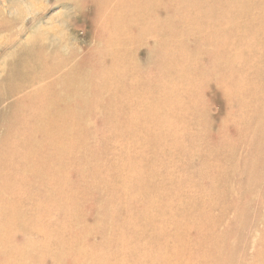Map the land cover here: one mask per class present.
<instances>
[{"label":"rangeland","instance_id":"obj_1","mask_svg":"<svg viewBox=\"0 0 264 264\" xmlns=\"http://www.w3.org/2000/svg\"><path fill=\"white\" fill-rule=\"evenodd\" d=\"M33 79L45 107L0 101V264H264V0H0V96Z\"/></svg>","mask_w":264,"mask_h":264},{"label":"bare ground","instance_id":"obj_2","mask_svg":"<svg viewBox=\"0 0 264 264\" xmlns=\"http://www.w3.org/2000/svg\"><path fill=\"white\" fill-rule=\"evenodd\" d=\"M130 1V0H129ZM222 1V0H221ZM106 2V1H105ZM146 2H149V1H146ZM196 2V1H195ZM198 2V1H197ZM131 3V2H130ZM123 4V3H122ZM139 4V3H138ZM145 4V3H144ZM149 4H151V3H149ZM192 4H194V3H192ZM110 7H111V5H109ZM145 8L147 7V6H150V5H147V6H145V5H143ZM189 6V5H188ZM191 6V5H190ZM109 7V8H110ZM177 7V6H176ZM193 7L194 6H192L191 8L193 9ZM122 8V7H121ZM125 8V7H124ZM130 8V7H129ZM133 8V7H132ZM142 8V7H141ZM190 7H189V9H191ZM147 9H148V7H147ZM150 9V8H149ZM195 9V8H194ZM197 9H199L200 10V7L198 8V6H197ZM196 9V10H197ZM130 10V12H131V8L129 9ZM140 10V9H139ZM199 10H198V12H199ZM133 11V10H132ZM146 10H143V8H142V11L141 12H145ZM187 11V10H186ZM192 11V10H191ZM203 11V10H202ZM151 11L149 10V13H150ZM197 12V13H198ZM201 12V11H200ZM118 13L120 14V12L118 11ZM132 13V12H131ZM131 13H130V15H131ZM147 13V12H146ZM185 13V12H184ZM192 13V12H191ZM193 13H195V11L193 12ZM197 13H195V17H197ZM212 13V12H211ZM144 13H142V15H143ZM200 14V13H199ZM145 16L147 15V14H144ZM149 15V14H148ZM148 15H147V17H148ZM182 15H183V13H182ZM187 15H188V13H187ZM202 15V14H201ZM120 16V15H119ZM137 16V15H136ZM185 16H186V14H185ZM185 16H183V17H185ZM133 17H134V15H133ZM142 17V16H141ZM140 17V18H141ZM182 17V16H181ZM191 17V16H190ZM193 17V16H192ZM229 18V17H228ZM142 19H145V18H142ZM150 19V18H149ZM141 20V19H140ZM163 20V19H162ZM130 21V20H129ZM145 21H146V19H145ZM154 23H155V21H154V19L152 20ZM141 26H143L142 24H143V20H141ZM160 22V21H159ZM162 22V21H161ZM129 23V22H128ZM150 23V22H149ZM153 23V25H155ZM122 24V23H121ZM145 25H148V23L147 24H145ZM160 25V24H159ZM158 25V26H159ZM150 26V25H149ZM200 26V25H199ZM117 27V26H116ZM123 27H124V25H123ZM139 28V27H138ZM147 28L148 27H146V30H147ZM161 29V28H160ZM182 29H184L183 27H182ZM124 30H125V27H124ZM144 31H145V29H143ZM148 30H150V29H148ZM153 30V29H152ZM156 30H157V28H156ZM179 31V30H178ZM177 31V32H178ZM191 31V30H190ZM118 32V31H117ZM160 32V31H159ZM181 32H182V30H181ZM114 34H115V32H114ZM161 34V33H160ZM229 34V33H228ZM190 38V37H189ZM228 40V39H227ZM134 40L133 41H131V43H128V46H127V48L130 46V45H132V44H134ZM227 42V41H226ZM224 43V42H223ZM244 44V43H243ZM132 47V46H131ZM42 49V58H41V61L42 60H44V59H46L47 57H50V56H47L46 55V53H45V51H48V52H51V51H53V50H51V46L50 47H45V48H41ZM52 49H54V48H52ZM57 53V52H56ZM121 53V52H120ZM58 54V53H57ZM59 55V54H58ZM57 55V56H58ZM56 58H54V60H52V63H53V66L55 65V66H57V71H56V69L54 68L51 72H49V74L51 75V76H56V75H64L66 72H68L69 73V69H67V67H68V65L65 67L64 66V62H65V59H64V57L62 56V57H60V58H57L56 60H55ZM60 63H62L61 65H63V66H60ZM182 67V66H181ZM44 85L46 86V83H44V84H42V82L40 81V80H36V79H33L32 81H29V82H24L22 85H18V86H16L14 89H12V90H10V91H8L7 89H2V91H1V96H0V101H3V100H5L6 98H7V96H8V94H9V96H8V98L7 99H9V97H13V98H16L15 100H17V101H20V99L21 98H25L26 99V97L27 96H29L30 98L31 97H33L34 98V103L35 104H37V106L36 107H40V106H43V107H45V103L43 102V100H44V97H42V96H40L39 94H38V90H41L43 87H44ZM12 87V86H11ZM27 89H29V90H31V91H27ZM34 95H36V97H34ZM139 103H144L145 101L144 100H142V99H139V101H138ZM28 110L31 112V111H34L33 109H31L30 107H28ZM35 110L37 111V110H40V109H38V108H35ZM19 116H20V114L18 113V109L16 110V112L14 113V115H13V118H14V121H12V123H13V125H15L14 126V129H16V128H18V129H20V128H22L24 131H23V133H25V135H27L29 138H30V140L29 141H33V143L32 144H30L29 142L27 143V145H28V147L26 148V150H29V149H32V146H33V144L36 142V140L38 139V138H40V136L42 137V138H46L47 139V141L51 138V136H50V133H49V131H50V129L48 128V131L46 132L44 129H42V126H41V124H42V121H43V119H39L38 118V116L37 117H35V118H33V120H31V119H29L28 118V116H24V114H23V116H22V119L21 120H19L18 118H19ZM12 123H10V124H12ZM11 130H13V128H11ZM9 134V132L7 133V135ZM11 134H9V136H10ZM4 136V134L2 133L1 134V136L0 137H3ZM52 142V141H51ZM16 149H18V147H17V144H15V145H13V147L11 148V152L10 153H12V155H14L11 159H14L15 158V156L18 154V152L15 154V150ZM2 151V153L5 155V151L2 149L1 150ZM48 154V153H47ZM56 164V163H55ZM5 177H7V176H4V178H3V183H2V185H4V182H5ZM5 188H3L2 190H4ZM167 192H169L168 190H166V189H164L163 187H160V188H157V193H159L158 195H159V197L161 198V199H163V200H166V201H168L167 199H165V198H163V197H165V195H164V193H167ZM169 197V196H168ZM152 201H153V197H151L150 199H149V203H152ZM166 201H163V202H165V203H167ZM18 208V207H17ZM133 208H131V209H128V215H129V213L131 214V215H133L134 214V212L136 213V211L137 210H133ZM168 211V210H167ZM164 213V212H163ZM171 213V212H170ZM15 214V213H14ZM137 214V213H136ZM173 214H174V212H173ZM172 214V215H173ZM164 216H162V215H159V220L158 221H153L154 219L152 218V219H148V218H146L147 217V215H144V216H142V218L141 217H138V216H131L130 218H129V220L132 222V223H140L141 225H142V227H146V228H152V229H156V230H158V231H160L161 233H162V235H166V232L163 230V228L166 226L165 224H166V222H167V219H168V217H167V214H166V216H165V214H163ZM171 215V214H170ZM13 217H18L17 216V214L16 215H12ZM169 216V215H168ZM178 215H176L175 217H177ZM172 218V217H171ZM139 221H141V222H139ZM172 221V220H171ZM168 224V223H167ZM175 225V224H174ZM189 225V224H188ZM190 226H191V224H190ZM189 226V227H190ZM141 227V228H142ZM168 227V226H167ZM175 227V226H174ZM189 227H187V228H189ZM170 228V227H169ZM168 228V229H169ZM173 228V227H172ZM178 232H181V234H184L185 232H186V229H184V230H182L181 228H179V230H178ZM200 235H204V233L201 231L200 232ZM193 246V243L192 242H190V241H187V242H185V249H183V251H182V253H176L174 256H167L171 261H173V262H169V260L167 261L168 262V264H181V263H184V262H186L187 264H189V262H187L186 260H188V259H191V257L189 256V257H187V256H185V250L187 249V248H191ZM197 247H198V245H197ZM180 250V249H179ZM183 258V259H182ZM167 264V263H166Z\"/></svg>","mask_w":264,"mask_h":264}]
</instances>
